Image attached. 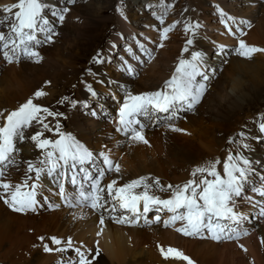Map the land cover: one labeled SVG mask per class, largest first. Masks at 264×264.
Wrapping results in <instances>:
<instances>
[{"label":"snow or ice","instance_id":"snow-or-ice-1","mask_svg":"<svg viewBox=\"0 0 264 264\" xmlns=\"http://www.w3.org/2000/svg\"><path fill=\"white\" fill-rule=\"evenodd\" d=\"M84 2L87 3V0ZM77 3L78 0H58L60 6H57L46 0H17L14 4L0 8L5 13L0 19V25H6L8 29L7 32L0 31V60L7 65H18L22 61L42 63L40 49L55 43L59 35L58 28L65 23L71 11L70 6ZM149 7L154 8L151 14L158 26L147 27L158 33L159 42L147 37L144 39L154 44L155 49H162L170 33L178 26H182L186 37L171 77L154 91L136 93L120 86L122 95L112 94L109 97L117 105L115 114L99 102L100 93L84 80L81 83L90 99L96 102L95 107L88 101H77L70 97H64L62 101L67 102L72 109L79 106L90 117H106L113 122L115 132L124 138L123 141H117L116 148L126 145L131 149L140 144L151 147L146 137L149 129L161 128L172 133L188 134L185 129L177 126V122L186 119L182 115L184 113H196L213 82L223 72V66L229 63V57L252 60L255 55L264 54V47L250 45L242 39L247 35L246 29L253 26L249 20L238 19L219 9L220 23L226 34L237 39V45L228 48L224 44H216L215 55L220 59V65L212 66L205 52L194 50L203 28L200 22L182 19L166 24V17L173 9V4L167 0H158L155 6ZM117 11L127 20L123 8ZM183 11L187 12L188 9ZM46 12L50 13L51 19ZM132 39L139 54L131 45L126 46L124 52L143 68L145 62L151 63L155 59V52L135 36ZM117 47L115 43L111 45L113 50ZM110 61L111 56L104 57L99 52L92 58V62L97 65ZM118 70L132 79L139 75L138 68L124 56L120 57ZM89 75L99 74L89 70ZM97 82L104 83L103 80ZM50 83L46 81L45 85ZM46 95L48 93L42 87L6 115L5 111L0 110V120L3 121L0 124V202L11 212L37 214L41 209L55 211L63 206L72 210L70 215L75 220L85 218L82 210L88 208L99 213L100 225L104 224L106 213L107 218L120 225L151 227L162 224L163 228L174 229L184 237L209 239L217 243L238 242L256 230L251 225L257 222L264 224V171L254 166L260 164L259 161L246 155L254 150L248 141L264 140V119L258 126L260 135L251 136L246 131L237 133L236 137L228 141L235 152L228 149L223 161L217 158L195 167L190 173L192 178L182 184H164L160 178L152 175H141L121 184L119 179H122V166L111 158L112 149L105 145L102 150L94 153L75 135L64 131L60 120L67 117L63 113L53 112L34 102ZM49 118L55 121L54 126L46 122ZM34 126H38L39 130L26 137V131ZM46 132L51 133L55 139L46 137ZM26 139L34 144L41 155L35 161L27 160L22 181L13 183L8 179V170L10 166H18L14 155L19 153L17 142L22 143ZM221 165L222 171L218 170ZM109 173L117 174L119 179L103 184L102 181ZM45 178L52 185L48 191L58 196L60 203L42 196ZM161 194H168L167 198ZM241 204L247 205L249 211L242 210ZM76 209L81 212L77 213ZM153 212L155 215L150 219L149 214ZM101 234L102 231L97 232V236ZM260 243L264 245V237ZM238 246L247 253V248L242 244ZM32 247L42 248L45 254H62L56 264H97L101 255L98 240L93 250L83 243L77 246L71 236L66 239L38 236L37 243ZM157 248L166 261L172 259L183 261L184 264H196L177 248L161 245H157Z\"/></svg>","mask_w":264,"mask_h":264},{"label":"bare ground","instance_id":"bare-ground-1","mask_svg":"<svg viewBox=\"0 0 264 264\" xmlns=\"http://www.w3.org/2000/svg\"><path fill=\"white\" fill-rule=\"evenodd\" d=\"M103 1L105 7H98L92 3L86 5L80 1L70 6L71 11L63 26L60 27L55 43L40 49L43 56L42 63L22 61L18 65L15 63L7 65L0 60V70H3L0 74V110L5 111V115L8 111L15 110L19 104L26 102L36 90L45 85L46 81L52 84L50 87L45 85L46 87L43 88L51 96L44 97L47 102L62 95L59 84H63L66 88L69 84L74 85L73 92L76 94V100L90 102L91 99L84 90L85 86L81 83V80H84L96 86L95 90L100 93L99 102L105 104L109 112L115 113L117 105L109 97L103 99V94L108 96L107 92L114 90L120 96L122 95L120 86L127 87L136 93L154 91L171 77L185 42L179 43L185 36L184 34L175 36L176 39H180L178 44L169 36L165 46L158 50L155 49L154 44H149L148 40L144 39L147 37L159 42L158 33L147 27L158 26V22L151 14L154 8L149 7V5L155 6L158 0H126L127 6H122L119 2L115 4L116 0ZM201 1L204 4L202 8L192 12L191 7L185 4L186 0H167L173 4V9L166 17V24L182 19L200 22L203 28L194 50L205 52L208 63L212 66L220 65V59L215 55L214 45L224 44L230 46L229 48L237 45V39L226 34V30L220 23L219 9L238 19L249 20L253 26L251 29H246L247 35L242 39L250 45L264 47V0ZM0 4L2 8L9 5L10 0H0ZM130 4L131 11L128 9ZM205 6L209 7L205 8ZM110 8L114 10L118 30L111 40H104L103 45L108 49L105 57L111 56V61L98 65L101 68L97 70L99 75L96 79L93 76L79 79L76 77V71L72 73L73 69H76L75 58H81L83 53L93 48L96 50V39L102 29L108 28L110 24V17L106 16L107 9ZM118 8H123L127 20L121 17L117 11ZM185 8L188 9L187 12L183 11ZM133 14L139 15L138 20L143 17L144 23L132 24L129 17ZM134 31L141 32L145 44L152 47L155 52V59L147 64L143 69L144 73H141L137 79L124 77L118 70L121 56L129 59L134 66L137 65V62L126 56L124 50L118 46L121 36L126 37ZM181 32L183 33L182 26H178L170 35ZM212 41L214 44L211 43ZM113 43L118 46L114 50L111 49ZM64 53L66 56L63 55ZM99 80H103L104 83L97 82ZM247 87L255 91L259 88L262 90L264 87V54H257L252 60L230 56L229 63L223 66V72L213 82L196 113H184L182 115L186 116V119L177 122V126L185 129L188 134L172 133L161 128L149 129L146 137L151 147L140 144L131 149L126 145L116 148L117 141H123L124 138L115 136L107 124V118L90 117L84 114L86 110L80 107L81 112L69 114V117L72 116L69 122L63 119L60 123L67 132L73 131L72 133H75L87 147H93L95 151L102 144L113 147L117 161L122 166V179H119L115 173H109L102 181L103 184H107L112 179H119L122 184L141 175L158 177L164 184H182L192 178L190 173L195 167L213 162L217 158L221 161L226 158L227 149H224L226 137L239 130L246 120L254 116L249 117L248 112L245 113L244 106H248L249 102L253 101V95L249 100L246 99L248 92L245 88ZM242 113H244L243 118L240 117ZM2 123L3 121L0 120V124ZM219 134L221 137L218 136ZM22 149L24 150L23 160H36L28 153V151H34L32 145L25 144ZM253 149L246 155L254 161H259L260 164L254 166L264 171L262 167L264 166V148L254 146ZM232 151L235 152V148H232ZM21 165H25V162L8 172V179L13 183L21 182L23 179L26 167ZM220 168L222 165L218 166V170ZM161 195L167 198L168 194ZM51 201L59 203L57 198ZM71 211L61 206L55 211L45 208L37 214L23 215L11 212L0 202V262L56 264L62 254H45L42 248L34 249L33 244L37 243L38 236H58L64 239L71 236L77 242V246L83 243L93 250L96 248L97 240L99 241L101 255L98 257L97 264H184L183 261L164 260L157 245L177 248L192 258L196 264H264V245L260 243V239L264 237V224L258 222V227L257 224L250 226L256 230L248 237L238 242L217 243L209 239L187 238L175 232L174 229L163 228L162 225L133 229L125 225H114L108 219L100 225V217L96 213L85 210H82L85 218L74 220L70 215ZM75 211L81 212V210ZM154 215L153 212L151 216ZM101 231L102 234L97 236V232ZM240 244L247 248V253L238 246Z\"/></svg>","mask_w":264,"mask_h":264},{"label":"rangeland","instance_id":"rangeland-1","mask_svg":"<svg viewBox=\"0 0 264 264\" xmlns=\"http://www.w3.org/2000/svg\"><path fill=\"white\" fill-rule=\"evenodd\" d=\"M88 2H90V3H92V4H96L98 7H102L103 5H104V2H103V0H87ZM126 1V0H125ZM180 1V0H179ZM189 1H191L190 2V4L188 3ZM200 2H198L197 0H186V2H185V4L186 5H189L190 7H191V9H192V12H194V11H196V10H198V9H201L202 8V6L204 5L203 3H202V1L201 0H199ZM213 1V0H212ZM17 1H13V4L14 3H16ZM198 2V3H197ZM126 3V2H125ZM89 4V3H88ZM202 4V5H201ZM1 5V4H0ZM9 5H11V0H10V4ZM201 6V7H200ZM213 7H214V5H212ZM211 6V7H212ZM184 7V6H183ZM209 6H205V8H208ZM191 12V13H192ZM113 12H111V13H107L106 14V16H108V17H110V24H109V26H108V28H105V29H102V32H101V34L99 35V37L96 39V45H97V48L100 46V45H98V43H103L104 44V40H106V39H103L104 37V34H105V32H106V30H107V32L109 33L110 31L112 32L113 31V29H112V27H113V25H115L116 23H115V18H114V15L112 14ZM186 14V13H185ZM5 16V14L2 12V11H0V17L1 18H3ZM137 19V20H136ZM139 19V15L138 14H133L132 16H130L129 17V20H130V22L132 23V24H135V25H137L135 22H137V23H141V22H143L145 19L143 18V17H141L140 18V20H138ZM144 23V22H143ZM181 34H183L182 32L181 33H175V35H169L170 36V38L172 39V41H174L175 43H179V41L178 40H180V39H176L175 38V36H177V35H181ZM174 37V38H173ZM101 39H103V40H101ZM176 39V40H175ZM185 39H186V37H184L183 38V40H181L180 41V43L179 44H181V43H183V42H185ZM70 40H71V37H70ZM216 43V42H215ZM214 44V43H213ZM227 44V43H226ZM215 46V45H214ZM228 48L230 47V46H228V45H226ZM121 49V48H120ZM93 52H95V54H96V52L97 51H95V48H93V49H91V51H87L86 53H83L82 55H81V58H75V61L77 62V65L78 64H80V66L81 67H85V65H86V62L88 61V59L86 60V57L85 58H83L86 54L88 55V57H90L92 54H93ZM64 56H66V53H64L63 54ZM86 60V61H85ZM81 61H85V62H81ZM114 65H115V63H114ZM147 66V65H146ZM145 66V67H146ZM81 67H79L78 68V70L76 71V73H77V75L79 76V70H80V68ZM113 68V67H112ZM1 71V70H0ZM2 72H3V70L0 72V74H2ZM86 72H83V74H85ZM141 73H144L143 72V69H141ZM77 76V77H78ZM123 76L124 77H127L125 74H123ZM2 78V77H1ZM122 82H123V80H121ZM120 84V83H119ZM68 86H70V84L68 85ZM74 86V85H73ZM62 87H65L63 84H59V89L61 90L62 89ZM246 90V92H248V97H246V99L247 100H249L250 98H251V95H253V101H251V102H249V104H248V106H244V107H246L245 109V113L246 112H248V114L250 115H248V114H246V115H248L249 117H251V113H258V112H260V111H263L264 110V98H263V96H264V87H262V90L259 88L257 91H255L253 88H251V87H247V88H245ZM66 90H67V88H66ZM65 90V91H66ZM74 90V89H73ZM63 90H61L60 92H62ZM97 91V90H96ZM73 92V91H72ZM110 92H113L114 94H116V91H114V90H110ZM250 92V93H249ZM107 94L109 95V93L107 92ZM108 97H110V96H105V94H103V96H102V98L103 99H105V98H108ZM7 99V98H6ZM8 100V99H7ZM6 101V100H5ZM52 101H54V100H52ZM106 102V101H105ZM104 102V103H105ZM247 108H248V110H247ZM240 117H244V113H242V114H240ZM219 137H221V134H219L218 135ZM257 150V149H256ZM259 152V151H258ZM261 158V157H260Z\"/></svg>","mask_w":264,"mask_h":264}]
</instances>
